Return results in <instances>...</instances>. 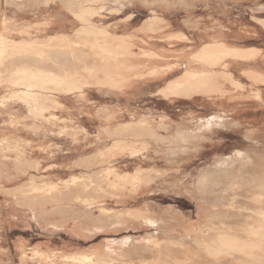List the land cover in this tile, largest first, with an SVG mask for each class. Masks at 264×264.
<instances>
[{
	"label": "bare ground",
	"instance_id": "bare-ground-1",
	"mask_svg": "<svg viewBox=\"0 0 264 264\" xmlns=\"http://www.w3.org/2000/svg\"><path fill=\"white\" fill-rule=\"evenodd\" d=\"M130 1L0 0L2 9L15 13L10 18L6 12L0 13V82L4 81L10 87L9 91L5 89L3 96L0 95V107L10 110L15 106L24 107L28 114V118H23L24 121L32 119L33 125L46 121L45 124L56 129L51 132L56 139H70L72 145L82 144L79 142L81 138L85 141L95 138L96 142L93 153L85 156L79 154L78 161H72L73 168H80L78 170H81V174L72 172L68 177L51 179L32 176L29 180L20 182L17 188H7L6 180L14 178L11 174L10 178L7 175L0 182V192L14 203V208L30 211L35 222L51 234L62 228L84 237H92L102 231H118L124 227L145 230L143 236L126 234L121 239L107 240L104 244L86 250L54 246L52 241L36 244L31 240L19 239L15 245L20 255L18 264H28V261L32 264H168L167 260L173 254L188 259L193 251H198L199 254L192 264H232L233 259H238L237 264H264V205L254 212V217L236 227L227 219L234 212L232 209L236 208V199L250 198L251 202L264 203V180L260 174L247 175L250 171L245 170L246 167L252 168L258 156L257 150L262 146L256 144L257 147L250 151L237 148L230 156L218 152L215 154L217 162L220 161L218 166L212 163L213 157L197 163V158L204 153L209 141H213L216 135L224 132L226 127L243 125L244 122L229 115L237 111V105L242 102L241 99H236L235 93L245 95V86L241 80L250 82V96L253 100L258 103L264 101L261 90V85L264 84V68L261 67L264 48L234 45L224 37H213L194 52L186 51L179 55L183 61L179 64L176 60L170 62L172 56L166 57L163 48L153 43L148 48L151 52L148 56L156 64L145 67V62L139 59V55L146 54L143 46L147 41L149 44L153 40L147 38H153L156 34L152 33H157L164 27L160 16L164 15V9L156 0L147 1L150 4V15L145 25L139 29L141 43H131L129 34L113 33L108 29L117 6ZM164 1H170V6H185L184 0ZM249 8L253 11V20L242 25L241 30L260 37L264 35V16L257 14L264 12V5L254 3ZM44 9L42 16L35 17V14ZM56 9L59 10L57 19L61 20V27L73 21L79 23L76 33L83 34V42L90 43V49L94 50L91 52L96 54L99 51L103 58L101 63L104 79L101 85L104 86L100 89L109 99L101 105H91L81 111L74 109L75 106H82L85 85L93 84L94 81L85 78L83 82L74 78L73 66L81 65L83 69L87 67L82 65L83 58L73 50L74 41L68 39L66 33L57 32L54 38L41 40L43 42L39 45L34 43V39H24L25 37L16 42L8 35L7 23H16L22 11L33 12L35 19L48 17L53 20ZM188 24L181 26L188 27ZM195 27L196 25L194 29ZM186 29L170 28L171 31L167 34L169 39L166 40L188 43L189 31ZM219 32L223 34L224 30ZM24 33L28 34L26 31ZM137 50L139 52L134 53ZM49 60L53 61L50 65L56 66L59 71L47 66ZM243 62L252 66L243 69L240 76L232 71L231 66ZM179 65H182L183 73L158 87L152 92L153 96L149 94L151 99L156 97L159 102H172L179 98L190 99L192 102L197 98L207 99L218 105V112L201 121L196 119L193 112L177 115L168 112L169 110L144 109L141 106H136V112H133L129 107L133 99L125 97L126 90L141 82L163 78L165 74L174 72ZM92 70L93 67H88L87 74L90 77L94 76ZM123 80L126 81V89L118 85ZM132 95H136L135 89L132 90ZM114 98L122 103L113 101ZM18 100L23 101L22 105ZM123 104L129 112L114 109V106L120 109ZM137 109H141L140 114ZM154 111L157 113L153 114ZM14 112L11 111L8 115L11 127H16L20 118ZM59 113L71 118H62ZM75 113L77 117H73L76 116ZM83 113L91 116L90 120L94 123L98 121L91 127L93 129L82 123ZM95 113L99 116L95 117ZM117 113L123 115L119 117ZM173 114L177 116L176 119L172 118ZM38 115H44V118L36 117ZM7 135L0 137V168H6L8 163H32L37 167L40 161L32 160L30 147L24 146L20 137L11 144L12 141L7 139L10 136ZM243 138L247 141L256 137L245 135ZM51 150L46 148L43 153L45 151L48 154ZM47 157L50 159V156ZM122 162L126 167L121 165ZM163 162L164 165L161 164ZM228 164L233 165L229 171L226 166ZM52 165L57 166H48L53 167ZM21 170L19 174L22 179ZM220 174H224L225 179ZM155 191L163 193L165 199L186 196L194 201L196 209L194 212H186L174 206L160 207L155 201L146 198L147 193ZM215 199L219 201V210H216ZM182 227H185L184 231L181 230ZM233 228L239 229V232L236 233ZM3 232L0 225V247L3 249L0 264H11L4 259L6 250L2 246ZM177 262L179 263L178 259Z\"/></svg>",
	"mask_w": 264,
	"mask_h": 264
},
{
	"label": "rangeland",
	"instance_id": "rangeland-1",
	"mask_svg": "<svg viewBox=\"0 0 264 264\" xmlns=\"http://www.w3.org/2000/svg\"><path fill=\"white\" fill-rule=\"evenodd\" d=\"M147 1L148 0H131L129 3L119 4L116 9L117 11L114 12L115 15L112 17V19H110V26L108 29L112 30L113 33L117 32L119 34L121 33L129 34L130 36L129 40L131 41V43H135V42L139 43L141 41L138 37L139 29L141 26L145 25L146 20L149 18V15H150L149 10H148L149 9L148 7H150V4ZM156 1L158 2V5L160 7H163L164 9V12H163L164 15H160L162 17V22H164V27L161 28L159 31H157V33L156 32L152 33L156 35L153 38H150V37L147 38L148 40L153 39L150 41L151 43L148 44V41H147L143 46V51L146 52V54L144 55L140 54L139 59H142L141 61L145 62V67H150L152 64L154 65L156 64L148 56V55H151V52L148 51V48H150L151 44L153 43L157 44L156 46L163 48V52L166 57L172 56L170 62L176 60L179 62V64L183 62L182 59L179 57V55H181L182 53L186 51H188L187 53L194 52L195 50L199 49L200 46L204 44V42L210 41L211 39H213V37H218V38L224 37L227 40H229L231 43H233L234 45L245 46V47L246 46H256V47L259 46L261 48H264V35L258 37L257 35H253L250 32L247 33L241 30L242 25H246L247 23H249L248 22L249 20H253L251 16L253 11L249 7L253 6L254 3L256 4L261 3L264 5V0H184L185 6H170L171 4L170 1L169 2L164 1V0H156ZM187 2H189V4H187ZM45 9L47 8L45 7ZM45 9L39 11L40 13L35 14V17L42 16V14H44ZM58 11L59 10L56 9L53 12V17H54L53 20H50L48 17H43V18L40 17L38 19H35L33 12L30 11L26 13L22 11L21 14H19V18H18L19 20L16 23H13V22L7 23V30L9 29L8 35L10 38H12L16 42L23 40L22 38L25 37L24 39H29V40L34 39L35 40L34 43L36 45H39L43 42L41 40H46L48 38H54L55 34H51L49 36L47 34L52 28L54 29L55 33L57 32L66 33L65 36H68L67 37L68 39H71L74 41V42L72 41L73 43L71 42L73 47H75L73 48V50H76L78 54L80 55V57L82 56L83 58L82 65L87 67V69H83L81 65L73 66L75 68L74 78H79L83 82L85 81V78H87L89 81H94L93 84L85 85L84 87L85 97H84V100L81 101L82 106L81 107L75 106L76 108L74 109L75 110L79 109L81 111L84 108H89L91 105H94V106L101 105V103H103L108 98V95H106L105 92H103L102 89H100L102 88V86H104V85H101V81L104 79L103 66L101 63L103 61V58L99 51H97L96 54H93L94 52H91L94 50L90 49L91 48L90 43L85 44L83 42L84 41V39H82L83 34L76 33V29L78 28L79 23L73 21V22L66 23L65 27H61V20L57 19L59 16ZM2 12H6L8 18L13 17V15L15 14L13 11H10L9 9H4V8L2 9L0 7V13ZM257 15L264 16V12H261V14H257ZM34 19L35 21L31 22ZM188 20H189L188 23L190 24L186 22ZM27 22H31V23L27 25H23L24 23H27ZM181 22L182 24H188L189 26L188 27L181 26L182 25ZM193 23L194 25H196L195 29H194V25H192ZM1 25L2 24L0 21V26ZM191 26L193 28H191ZM65 28H67V30H65ZM170 28L172 29H180V28L186 29L187 28L186 29L187 32L189 31L188 33L189 40H187L188 43L183 42L180 44L179 42H170L166 40V39H169L167 34L171 31ZM221 29L224 30L223 34H220L221 32H219ZM24 31L28 32L29 35L25 34ZM26 35L28 36L26 37ZM88 37L89 39H91V36H88ZM142 43L144 42L142 41ZM164 49L166 50L164 51ZM137 52H139V50H137L134 53H137ZM174 54L175 56L173 57ZM52 62H53L52 60H49L48 61L49 64H47V66L49 65V67H52L54 71H59L56 66L53 67L50 65ZM261 64L263 65L264 62L262 61ZM4 67L3 69H5ZM88 67H93V70L91 72L94 75L93 77H90L87 74ZM182 73H183L182 65H179L178 68L174 72H171V73L169 72L165 74L163 78L158 79L159 77H157L154 80L149 81V82H141L136 87H129L126 90V94H125V97H129L133 99L131 100L132 105L131 106L129 105V107L132 108L133 112H136L134 110L136 106L138 108L141 106L144 109H155V110L158 109L160 111L162 109H165L166 111L169 110L168 112L176 113L177 115L183 114V113L188 114L190 112H193L197 116L196 119L200 121L206 119L208 116H212V114H215L216 111L218 112L219 110L218 105L214 104L211 100H207V99L203 100V99L197 98L193 102L190 101V99H185V98L175 99L176 101L173 100L172 102H168L165 100L159 102V101H156L155 99L156 97H153L151 99L150 96L152 95V92H155L158 89V87L162 85H166L170 79L176 78L180 76ZM83 74L84 76H82ZM241 81L243 82V85L245 86V89H244L245 95L243 96L240 93H235L236 99H241L242 102L241 104L239 103L237 105L239 107L237 108V111H233L232 114H229V115L237 118L241 122H244L243 125L242 126L235 125L232 128L231 126L226 127L225 131L224 129H222L224 132H221L218 135H216L213 141L212 140L209 141V145L205 149L204 153L200 155L199 158H197L199 159V161L197 160V163L206 161L207 158L211 159V157H213L215 159L213 160L212 158V163L214 162L216 163V166H218L220 161L217 162V156L215 155L216 153L218 152L225 153L226 155L230 156L233 154L234 150H236L237 148L249 149L250 151L256 146V144H259L262 146V148L257 150L258 156L256 157V160L253 162L252 168L246 167L245 170L250 171L247 173V175H249L250 173H253L255 175L260 174L262 179L264 180V101H259L258 103V101L253 100V97L250 96L252 94V91H251L252 86L250 82L246 79H243ZM3 82L4 81L0 82V87L2 89V90L0 89V93H1L0 95L2 96L5 94L6 90L9 91V88H10L8 87L7 83L5 82L3 83ZM118 85H121L122 87H124V89L127 88V84L125 80L120 82ZM133 89L136 90V95H132ZM261 90L263 91V96H264V85L261 86ZM73 96H75V94H73ZM73 96H72V99H73ZM116 100H118V98L117 99L114 98L113 101L117 102ZM18 101L20 102V105H22L21 102L23 101L21 100H18ZM115 102H113L114 105L116 104ZM118 102L122 103V101H119V100ZM125 102H128V101H125ZM69 106L71 107V105ZM0 108H1L0 109V113H1L0 114V120H1L0 121V137L6 136L8 134L7 136H10V137H8L7 139L9 142L12 141L11 144L16 142L18 138L20 137L19 140H22L23 145L24 146L27 145V147H30L31 153L33 154V156L31 157L32 160L35 161V159H38L41 163V164L39 163L37 167H35L34 164L32 165V163H28V165L31 164L29 165L30 167L25 164L22 165L19 163H8L6 168L4 169L0 168V182L4 180L7 175H9L7 176V178H10L11 174L14 175V178H11L10 180L8 179L6 180L7 188H17L19 184H21L20 182L27 181L32 176H34L37 179L41 177L45 179L46 178L51 179L54 177L55 178L64 177V176L68 177L72 172L76 174H81V170H78L80 168L78 169L73 168V164H74L73 162L78 161V159L80 158L79 157L80 155L82 156L90 155L91 153L94 152L95 143H96L95 138H90L87 141L81 138L79 139V142L82 144L72 145L73 143L70 139H61V140L56 139L55 135L52 134L54 131H56V129H53L51 125L49 124H45L46 121H41L44 123L43 124L39 123L38 125L37 124L33 125V123H31L33 122L32 119L24 121L23 118L28 116L27 109H25L24 107L15 106V107H11L12 108L11 110L10 108L8 109L4 107H0ZM114 109L115 110L117 109L118 111H122L124 113L125 111L129 112V110L126 109L124 104L123 106L120 107L121 110L118 108V106H114ZM204 109L205 111H203ZM137 110H138L137 113L140 114L141 109H137ZM11 111H13L14 113H18L17 115L18 117H20L18 118L19 120L16 122V127H11L9 125L10 118H8L9 117L8 115H9V112ZM3 112L5 115L3 114ZM156 113H157L156 111L153 112V114H156ZM58 115L62 118H66V117L71 118L68 115L63 116L60 113ZM74 115L76 116H73V117H77V113H75ZM122 115L123 113H117V116L119 117H121ZM98 116L99 114L95 113V117H98ZM126 116L127 118H129L128 114H126ZM29 117H31V115ZM36 117L44 118V115L42 116L38 115ZM90 117L91 116H88L87 114H84V113L81 116V119H83L82 123H84L87 126V128H91L93 127V124L98 123L97 120H96V123L91 121ZM176 117L177 116L173 114L172 118L176 119ZM74 120L76 119L74 118ZM19 121L21 122L20 124H19ZM23 125L25 128L23 127ZM34 126H37V127H34ZM34 128L36 129L34 130ZM90 131L93 132L94 130H90ZM27 133L29 134V136H27L28 135ZM245 135L253 136V138L256 137L254 140H257L258 142L254 141L253 139L252 140L247 139V141H245L243 138L245 137ZM26 137H28L29 139ZM43 139L44 141H42ZM38 140L40 144L39 142H37ZM58 143L60 144L58 145ZM213 143H215V145ZM46 148L48 150L49 149H52V150L49 151L47 154L45 152ZM43 150H45L44 151L45 154L43 153ZM50 152L53 154H49ZM47 155L50 156V159L49 157H47ZM58 160L60 162H58ZM49 164H55L57 166L55 167L54 165H52L53 167L50 166L51 167L50 168L48 166ZM124 164H125L124 162L121 163V165L123 166ZM161 164L164 165V162ZM68 166L70 168H68ZM226 166H227L228 171L231 170V168L233 167V165L231 164H228ZM31 167H34L35 170ZM71 167L73 169H71ZM21 168L23 171L21 170ZM59 169L61 170L60 172H59ZM65 169L67 170V172H65L66 171ZM20 170L23 173L22 179L19 174ZM219 176H222L225 179L224 174H220ZM7 198H8L7 196H5L3 193L0 192V225L4 229V232H3L4 237L2 241V244H3L2 246L4 247V250H6L4 259L7 263H11V264L15 262L16 264L19 263L20 255L15 247L19 239L31 240L32 243H36V244H43L48 241H52L54 246H61V247L69 246L68 247L69 249L77 248L80 250H83V249L86 250L96 245L104 244V242H106L107 240L121 239L126 234L133 233L137 235L138 237L143 236L145 234V230L139 231L137 229H133L132 227H124L122 228V230H118V231H105V232L102 231L92 237L80 236V235H77L71 232L68 229H63V228L60 231H57L55 234L54 233L51 234L48 231H46L44 227L42 228L41 225H38L35 222L34 218H32V216L30 215L31 214L30 211H24V210L20 211V209H18L17 207H15L16 208L15 209L13 206L14 203L10 202V200H8ZM146 198H149L150 201H155L157 204H159L160 207L174 206L177 209L186 211V212H194L196 209L194 201L190 200V198L186 196L177 197L175 199H169V198L165 199L163 193L159 191H155L153 193H147ZM236 200L237 202H235L234 204L236 208L232 209L234 212H232L227 218L234 227H236L238 224L241 225L242 222L245 221L246 219H251L252 217H254L255 215L254 212L258 210V208L260 209L264 205V203L251 202L252 200H250V198H247L244 200L243 199H236ZM215 202L217 204L216 210H219L220 204H219L218 199H215ZM236 220H239V222H236ZM181 230L184 231L185 227H182ZM189 230L192 231L191 228ZM233 230L236 233L239 232V229L237 228H233ZM2 251L3 249L0 247V257L2 256ZM198 254H199L198 251H193L191 252V256L189 255L188 259H186L183 256H180L179 254L175 253L173 254L172 257H170L167 260V262L168 264H192L194 260L196 261V259L198 258ZM202 257L203 255L201 254L200 258ZM177 259L179 260V263L177 262ZM30 262L31 261H28L27 263L32 264V262L31 263ZM237 262H238V259H233L231 263L237 264ZM201 264H203V262H201Z\"/></svg>",
	"mask_w": 264,
	"mask_h": 264
},
{
	"label": "crops",
	"instance_id": "crops-1",
	"mask_svg": "<svg viewBox=\"0 0 264 264\" xmlns=\"http://www.w3.org/2000/svg\"><path fill=\"white\" fill-rule=\"evenodd\" d=\"M141 24V23H140ZM139 26H141V25H139ZM65 30H67V28H65ZM49 31V30H48ZM48 36L49 35H51V34H55V31H54V29L52 28L48 33ZM175 55V54H174ZM264 65V64H263ZM261 66L262 68H264V66ZM247 66H252V64H247V62L246 63H242V64H235L234 66H231V69H232V71L233 72H235L236 74H238V75H240V76H242V70L243 69H245ZM264 84H262L261 86H263Z\"/></svg>",
	"mask_w": 264,
	"mask_h": 264
}]
</instances>
